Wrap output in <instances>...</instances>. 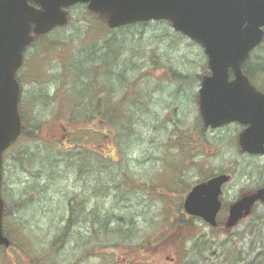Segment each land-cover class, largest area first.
Instances as JSON below:
<instances>
[{
    "label": "rangeland",
    "instance_id": "1",
    "mask_svg": "<svg viewBox=\"0 0 264 264\" xmlns=\"http://www.w3.org/2000/svg\"><path fill=\"white\" fill-rule=\"evenodd\" d=\"M69 13L65 27L48 32L26 49L16 74L26 129L40 123V131L37 136L20 133L2 155L1 195L10 205L16 202L17 209L9 215L12 235L18 240L21 227L25 251L15 244L0 248V264H112L110 256L119 264H139L136 256H143L146 264H178L188 249L187 258L196 264H250L257 254L263 262L264 203H256L250 216L226 231L197 217L193 228L175 221L186 192L181 189L201 177L230 175L219 194L224 220L225 206L264 183V154H249L237 145L243 124L200 127L196 98L200 76L207 72L201 45L163 20L106 29L101 28L100 15L83 5L72 6ZM106 38L117 41L109 40L111 51ZM92 43L98 50L94 56L107 50L115 57L113 71L105 68L98 76L114 81L108 110L120 112L111 123H98L99 115L82 123L65 113L70 103L65 95L74 81L66 71L69 61L73 65L81 60ZM249 59L253 68L261 66L264 42ZM75 86L81 87L79 82ZM88 88L87 94L93 87ZM90 95L91 101L81 96L82 105L92 104L96 94ZM84 124L107 128L109 134L90 129L82 134L85 131L76 128ZM82 146L97 151L79 164L78 152L87 153ZM173 177L179 179L177 185L166 182ZM100 181L110 182L107 193H97ZM73 195L74 224L62 233ZM99 222L118 233L103 240ZM58 233H62L59 247L51 245ZM140 242L146 249L126 247Z\"/></svg>",
    "mask_w": 264,
    "mask_h": 264
},
{
    "label": "water",
    "instance_id": "2",
    "mask_svg": "<svg viewBox=\"0 0 264 264\" xmlns=\"http://www.w3.org/2000/svg\"><path fill=\"white\" fill-rule=\"evenodd\" d=\"M75 2H85L90 11L103 15L110 27L163 18L199 42L209 69L201 77L197 94L204 127L228 121L245 124L237 138L240 149L264 153V93L250 83L241 68L249 51L263 38L264 0H0V163L2 151L20 130L19 86L14 73L22 52L31 33L65 23L64 7ZM228 178L219 173L193 184L183 198V211L216 225L220 187ZM257 201L264 202V185L228 206L224 226L230 228L249 215ZM3 207L0 195V244L7 246Z\"/></svg>",
    "mask_w": 264,
    "mask_h": 264
},
{
    "label": "trees",
    "instance_id": "3",
    "mask_svg": "<svg viewBox=\"0 0 264 264\" xmlns=\"http://www.w3.org/2000/svg\"><path fill=\"white\" fill-rule=\"evenodd\" d=\"M102 23L101 28H106V24L104 19H99ZM133 25V24H132ZM107 29V28H106ZM46 36L45 35H41L37 38H35L36 40L44 38ZM35 40V41H36ZM109 40H112L113 44H115L117 41H115L114 38H106V46L107 47H111L109 51L113 50V46L109 45ZM96 48L97 46H95V44H91L88 48L87 51L85 53L82 54V58L81 60H79L78 62H76L75 64L72 65V60L69 61V65L66 69L67 73L70 74L72 76L73 74V85L70 84V91L67 92L66 99L65 102L67 103L70 100V103L67 104V107L65 109V113L70 117L71 120H81L82 123H89L91 120H95L96 117L99 115V117H97L98 123L102 124V123H107V121H109L111 123L113 117H117L118 113L120 112L119 110H115L111 109V111L108 110V105L110 104V99H111V91H110V84L113 85L114 81L113 80H108L107 78H105L104 80L98 79V76H101V71L105 68H107V70L109 71V68L111 69V72L113 71V67H114V61H115V57L113 56V58H111L110 56H108L107 54V50L105 48L106 51H104L102 54L98 55V56H94L96 54ZM100 56H102L103 58H100ZM86 61L89 62L86 64ZM258 67H252V64L250 62L249 57L246 58V60L243 62L242 64V68L244 73L249 77V79L262 91H264V61H260L258 63ZM91 73H88V72ZM93 72L96 73V75H93ZM257 76L260 78V84L257 82L256 78ZM199 77V76H198ZM258 79V78H257ZM79 82L81 87H79V89H76L75 84ZM107 85V86H106ZM89 86H92L93 89L90 93H95L96 95L94 97H96L92 104H90V106L88 107V103L87 105H82L81 104V96H84L86 98H88V101L90 99V97L92 95L87 94V91L89 90ZM104 87H108L109 89H105ZM47 96V94H44ZM53 94L51 95L52 98ZM43 98V96H42ZM124 96H122L121 99H118V108L120 107L119 105H121V102H123ZM91 101V99H90ZM71 106V108H70ZM75 108V109H74ZM74 109V111H73ZM19 114L21 117V133L25 134L26 136H37L38 134H36L35 132L40 131L39 129V124L40 123H33V129L32 130H28L26 129V117L24 112L19 109ZM114 114H116L114 116ZM198 119L200 120L199 116ZM201 129H203L202 124H200ZM62 127V126H60ZM76 129H80L81 133L82 131H85L82 134H88L90 133L88 130H93V131H97L98 133H100L102 136H107L109 134V130L107 128H102V129H95L94 127L89 126L88 124H84L82 126L77 127ZM95 129V130H94ZM100 134H95V138L97 137H102ZM63 135V133L61 134ZM93 138V139H95ZM60 141V140H58ZM81 148V147H79ZM82 149L87 150V153L84 155H81V152H78L79 154L76 155V161L77 163L81 164L83 161H85L87 158H91L90 156H92L93 154H95V151H97L96 148H86L85 146H82ZM70 154L73 156L76 153H72L70 152ZM98 154V153H96ZM101 156H105V155H98V157ZM107 156V155H106ZM101 161H103L102 159H100ZM86 162H88V160H86ZM81 170V165L77 166L76 168V172H79ZM211 175V174H209ZM208 175V176H209ZM207 177V175L205 176ZM205 177H201L200 179H203ZM164 180V179H163ZM166 181V180H164ZM178 180L175 181V178L173 177V179L168 180L166 182L170 183H176V185L178 184ZM110 182L106 183V182H101L98 183L96 185V188L98 190V194H102V193H107L108 190V185ZM184 189H181L182 191H186L188 189V186H184ZM187 188V189H186ZM170 189H165L163 191H168ZM95 191V190H94ZM70 201V205L68 206L69 210L67 209V216L65 218L64 224H62V233H65L66 230H68L70 228V226L72 224H74V203H75V195H73V197H70L69 199ZM17 209V205L16 202L14 203H6L5 201V205H4V211H3V229H4V233L7 235V237L9 238V245L8 246H0V248H3L4 250L10 248L12 246V244H15L17 246V248L19 250H21L22 252H24V248L23 246V242L24 241V236L22 233V229L21 227H19V233L17 235V238H15L12 235V230L13 228V223L10 222V217L9 215H13L15 210ZM179 218L175 219V221H177L178 223H183L184 225H188L189 227L192 226L191 228L194 227V220L196 217L193 216H189L187 214H185L182 209L179 211ZM84 218V217H83ZM94 219V218H93ZM118 221V219H116ZM119 222V221H118ZM95 223H92V225ZM117 224H115L116 226ZM98 227H99V235L103 238V240H105L106 238L110 237V236H115L116 233H118L117 231H112V230H107L109 227H107L106 223H98ZM214 228V227H211ZM216 230H221V231H226V229L223 227L222 224V216H221V212H219V214L217 215V225L214 228ZM62 233H58L56 234L52 241H51V245L57 244L59 247V244L62 242ZM196 230L194 231L192 236H195ZM70 237L72 238L71 234H69ZM21 237L22 239L20 240ZM125 239V238H122ZM197 239V238H196ZM126 240H129L128 238ZM132 241V240H131ZM18 244V245H17ZM55 247V248H57ZM102 247V246H101ZM101 247H99V250L101 249ZM130 249H135L136 251L138 250V247H141L143 249H146V245L143 243H138L137 246H126ZM190 250V249H188ZM188 250H184L183 254L181 255V258L178 262V264H196L195 261L190 258H187V251ZM126 252H123L124 255V259L126 261L130 260L129 259V254L127 253V255L125 254ZM121 256V255H120ZM136 258H140L138 260L139 264H146V261L143 258V256H136ZM107 260L112 263V264H119L118 261H116L115 259H113L111 256L109 258H107ZM37 264H43L42 262H37ZM219 264V263H218ZM243 264H248L247 262H244ZM250 264H264V261L262 262L261 260V254H257L256 256H254L251 259Z\"/></svg>",
    "mask_w": 264,
    "mask_h": 264
}]
</instances>
